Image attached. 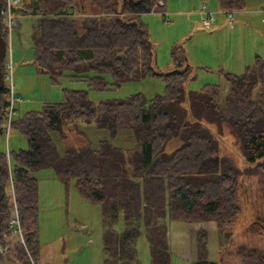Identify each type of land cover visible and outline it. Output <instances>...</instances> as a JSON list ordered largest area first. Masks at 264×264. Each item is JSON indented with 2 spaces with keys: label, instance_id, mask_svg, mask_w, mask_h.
<instances>
[{
  "label": "trees",
  "instance_id": "trees-1",
  "mask_svg": "<svg viewBox=\"0 0 264 264\" xmlns=\"http://www.w3.org/2000/svg\"><path fill=\"white\" fill-rule=\"evenodd\" d=\"M264 1V0H261ZM221 10H239L246 0H217ZM16 11L34 18L30 26L32 61L37 73L60 83L80 80L93 90L118 87L131 80L159 77L161 94L138 92L123 98L93 102L86 89L62 88V99L44 101L39 110L14 117L11 128L27 140L26 149L10 152L11 177L24 240L35 262L38 250V180L33 174L51 169L66 187L74 183L80 196L100 207L103 264H140L136 240L144 231L150 264H170L166 220L215 221L218 232L239 211V176L264 172V57L226 76L229 92L220 100L215 85L188 90L194 77L184 55L172 58V68L155 66L154 45L141 16H165V0H21ZM167 16V15H166ZM0 32L2 25L0 23ZM173 55V54H172ZM5 57L1 60L4 71ZM8 89L0 90V127L5 122ZM108 129H129V149L100 140L66 147L58 153L51 130L67 123ZM232 146L248 164L238 169L224 151ZM130 169V170H129ZM8 164L0 150V238L8 228ZM123 219L124 228L114 227ZM264 235V225L251 224ZM205 229L195 236L190 264H218L208 257ZM240 264H264V251H237ZM0 260L31 264L21 244Z\"/></svg>",
  "mask_w": 264,
  "mask_h": 264
},
{
  "label": "rangeland",
  "instance_id": "rangeland-1",
  "mask_svg": "<svg viewBox=\"0 0 264 264\" xmlns=\"http://www.w3.org/2000/svg\"><path fill=\"white\" fill-rule=\"evenodd\" d=\"M166 1L167 8L174 10V13L167 10V17L158 13L141 16L154 45L155 66L162 71L170 70L173 57L187 56L188 63L193 67L194 77L184 82L185 88L199 90L204 85H215L220 90V100L223 102L229 92V83L219 69L241 74L247 66L252 65L255 56L264 57V22L261 20L263 15L257 10V4L261 0H246L244 7L233 11V25H225L219 31H215L214 21L224 13L217 0ZM203 3L208 11L214 12L210 29H204L200 24L199 11ZM165 19L168 21L165 22ZM17 20L11 54L7 53L12 64L14 96L20 98V101L14 103V117L30 110H39L44 101L61 100L63 87L86 89L88 97L95 103L123 98L138 92L148 98L163 93V80L151 76L104 90L90 89L86 82L70 80L67 77H62L60 83H52L46 74L37 73L32 62L30 26L34 18L19 16ZM17 30L20 40L16 36ZM50 136L61 155L66 147L84 141H88L92 147H96L98 142L104 139L124 149L134 145L131 130L118 129L112 134L108 129L85 124L82 119L69 121L67 129L51 130ZM4 139L2 137L0 140V150L3 152L6 151ZM27 147L26 138L11 128L8 135L9 153ZM224 154L232 157L233 163L240 170L254 165L248 164L232 146H229ZM9 161L12 165L11 154ZM33 176L39 181L36 264H103V226L99 205L82 198L73 182L66 187L51 169L39 170ZM40 188L50 195L47 208H40ZM236 200L240 209L221 233L217 231L215 221L166 220L168 236L174 247L171 251L173 260H179V264L183 263V258L187 257L186 247L189 245V249L190 246L194 249L193 235L197 234L199 229L206 231L209 259L218 264H240L237 251L241 248L254 247L264 251V235L251 231L253 222L264 225V172L241 174ZM114 227L117 231L123 230V219L120 218ZM136 249L140 264H150L148 243L142 229L136 240ZM14 263V260H0V264Z\"/></svg>",
  "mask_w": 264,
  "mask_h": 264
},
{
  "label": "built area",
  "instance_id": "built-area-1",
  "mask_svg": "<svg viewBox=\"0 0 264 264\" xmlns=\"http://www.w3.org/2000/svg\"><path fill=\"white\" fill-rule=\"evenodd\" d=\"M21 0H0V23L2 25L3 38L6 43V53H5V62H4V71H3V87L8 89V103L6 107V118L5 122L0 127V140L4 137L6 141V151L4 152L7 164H8V195H9V219H8V228L5 232L1 234L0 238V256L8 254V252L14 247L15 244H21L26 250L27 255L30 259L31 264H34L31 254L28 251L25 240H24V231L21 226L19 212L16 204V198L14 193V187L11 177V164L9 161L10 153L8 150V135L11 129V122L14 119L15 101H20V98H15L14 96V84H13V75H12V64L11 59L8 60L7 53L11 54V46L13 41V33L18 25V17L23 16L16 11V8L20 5ZM261 13L264 14V3L261 6ZM223 13L227 19V25L231 27L233 25L234 17L233 10H223ZM199 14L201 27L204 29H210L214 21V12L208 11L206 9V4H202ZM167 17V16H166ZM168 20L165 19V22Z\"/></svg>",
  "mask_w": 264,
  "mask_h": 264
},
{
  "label": "crops",
  "instance_id": "crops-1",
  "mask_svg": "<svg viewBox=\"0 0 264 264\" xmlns=\"http://www.w3.org/2000/svg\"><path fill=\"white\" fill-rule=\"evenodd\" d=\"M216 2V1H215ZM216 4V3H215ZM262 4H263V1H260V3H258L257 4V10H258V12L260 13V14H262L263 16H262V18H261V20L264 22V14L263 13H261V6H262ZM165 10L167 11H170L171 13H174V10H172V9H168L167 8V1L165 0ZM177 14H175V16H176ZM235 20V19H234ZM234 22V21H233ZM214 24H215V31H219V30H221L225 25H227V19H226V17H225V15L224 14H222V16H220V17H216V20L214 21ZM16 36L18 37V39L20 40V34H19V31L17 30L16 31ZM186 59H187V56H186ZM33 62V61H32ZM188 62V61H187ZM229 72H232V71H229ZM234 73V72H233ZM15 93V92H14ZM19 97V96H18ZM38 180V179H37ZM38 183H39V181H38ZM39 187H40V185H39ZM49 202H50V195H49V193L47 192H45L44 190H41V188H40V193H39V205H40V208L42 207H45V208H47L48 206H49ZM217 227V226H216ZM218 231V230H217ZM167 232H168V230H167ZM197 232V231H196ZM195 236H196V234H194L193 235V238H194V240H195ZM168 243H169V248H170V252L173 250V244L171 243V241H170V239H169V236H168ZM194 248H195V246H194ZM207 248H208V245H207ZM186 256L187 257H185V258H183V263L182 264H190L191 263V261L194 259V249H191V246H190V249H189V245L186 247ZM208 252H209V250H208ZM174 259V257H173V254L171 253V262H170V264H179V260H173Z\"/></svg>",
  "mask_w": 264,
  "mask_h": 264
},
{
  "label": "water",
  "instance_id": "water-1",
  "mask_svg": "<svg viewBox=\"0 0 264 264\" xmlns=\"http://www.w3.org/2000/svg\"><path fill=\"white\" fill-rule=\"evenodd\" d=\"M5 53H6V43H5V39L3 38V36L1 35V32H0V90L3 88V84H4V82H3V70L1 67V60L5 57Z\"/></svg>",
  "mask_w": 264,
  "mask_h": 264
}]
</instances>
